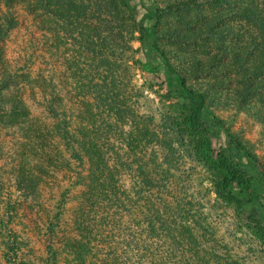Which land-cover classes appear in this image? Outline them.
Masks as SVG:
<instances>
[{
	"label": "trees",
	"instance_id": "obj_1",
	"mask_svg": "<svg viewBox=\"0 0 264 264\" xmlns=\"http://www.w3.org/2000/svg\"><path fill=\"white\" fill-rule=\"evenodd\" d=\"M20 9L49 34L35 60L54 73L34 79L7 64L4 43ZM162 37L191 52H171ZM138 53L173 80L151 111L160 110V130L148 119L134 122L132 91L122 88L120 66L141 67ZM27 86L45 101L52 146L30 123ZM229 104L264 124V0H0V122L22 129L38 161L62 168L48 213L32 219L42 239L38 261L23 252L29 239L19 217L40 180L22 164L13 189L0 185L4 263L239 264L201 224L192 197L175 187L184 173L177 156L204 169L215 198L264 252V160L216 113ZM215 132L223 136L218 148ZM157 160L163 168L152 166Z\"/></svg>",
	"mask_w": 264,
	"mask_h": 264
},
{
	"label": "rangeland",
	"instance_id": "obj_2",
	"mask_svg": "<svg viewBox=\"0 0 264 264\" xmlns=\"http://www.w3.org/2000/svg\"><path fill=\"white\" fill-rule=\"evenodd\" d=\"M144 1L150 3L152 0ZM20 12L21 17L18 26L10 32L4 43L7 64L13 69H22L21 74L29 72L27 76L34 79L39 72L45 74L54 73L51 63L43 64L35 60L37 48L39 49L43 44H46V38H50L49 34L44 35L43 31L36 26L29 12L23 9H20ZM141 14L142 11H140L138 17ZM168 18L164 19L162 23L164 26H166ZM147 29L151 33L148 21ZM157 41L168 45L172 50L171 52H175L176 54L183 55V53L189 54L191 52L190 48H185L182 45L179 46L174 39L168 37H162ZM46 42L48 44L50 39ZM135 45H138V43ZM136 58L144 62L141 67H136L131 62H129V67L125 63L120 66V71L121 68L124 70L122 73L124 78L122 88L132 91L133 97L128 104L132 106L133 111L136 108L134 122L137 125H147L145 120L148 119L150 120L148 124L152 126L151 128L160 130L161 123L158 117V111L160 110H156V113H153L154 115L151 111L155 109L156 105L161 106L159 104V95L157 94H162L166 88H172L173 80L159 61L154 60L151 64H148L146 63L147 58L139 53L136 55ZM173 58L174 56H172V60ZM177 64L183 66L182 62ZM59 70V68H56V71ZM126 81H129V83H126ZM132 83L135 84L133 88H131ZM142 88H144L143 95ZM135 89L138 90L136 96L133 93ZM23 90V98L30 114V123L34 124L35 128H42L41 134L43 135L41 139L43 141L41 143L52 146V140H54L50 132L52 119L44 106V99L39 91H32L29 86ZM224 91L225 88H223L222 92ZM220 99L224 100V97L222 96ZM168 103L169 101L166 102V104ZM216 113L226 121L227 125L230 124L234 130L238 131L244 140L251 144L255 152L264 160V124L256 121L243 109L236 111L230 104L228 107L218 105ZM139 117L141 121H138ZM30 136L33 137L32 134ZM220 136L216 132L213 135V144L216 148L222 144L223 136ZM30 143L31 141L24 137L21 128L0 122V185L2 184L4 187H9L8 185H10L13 189L15 185L14 178L16 179L18 170L22 164L26 168H32L33 175L40 180L37 182V191L32 193L36 198L29 200L26 197L19 217L22 222V225H20L22 235H25L29 239V245H26L23 252L26 257L35 258L34 260L38 261L40 257L42 258V239L40 233L35 231L37 227L32 224V219L37 218L38 214L44 217L48 213V209L53 202H51L49 197L55 185L57 186L58 181L61 179L62 173L59 171L62 168H58L61 163H57L58 166L54 167L48 160L44 162L38 161L33 156L34 152L31 147L33 142L32 144ZM159 151H162V148ZM177 159L180 160L177 161L180 164H177V166L182 171L184 169V173L181 177L177 178L175 187L179 191H185L188 196L192 197L195 202L196 213L199 216L200 222H202L201 224L206 225L208 232L212 236H215L218 242L220 241V243L227 246L224 250L220 246L219 248L223 252L227 250L226 252L229 253V256L234 255L237 257L239 264H264V252L261 251L259 243L251 235V232L245 229L242 221L235 216L233 208L229 204L215 198L211 183L208 180V174L204 169L190 158L177 156ZM41 162L44 166L42 167L43 171L36 168V165ZM142 162V165H145L147 161L143 158ZM159 162L160 160L155 161L152 166L163 168ZM148 167L149 165H146L144 168ZM35 200H37L36 203ZM62 233L64 232L62 231ZM0 264H5L1 257V250Z\"/></svg>",
	"mask_w": 264,
	"mask_h": 264
}]
</instances>
